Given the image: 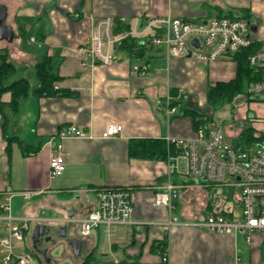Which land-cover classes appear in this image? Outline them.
I'll use <instances>...</instances> for the list:
<instances>
[{"label":"crops","instance_id":"0c3cea01","mask_svg":"<svg viewBox=\"0 0 264 264\" xmlns=\"http://www.w3.org/2000/svg\"><path fill=\"white\" fill-rule=\"evenodd\" d=\"M261 1L0 0L10 27L6 37L0 35V52L7 51L17 72L21 68L22 77L31 84L35 81L33 87L39 83L36 65L45 55L52 58L54 72L60 77L56 93L31 94L15 111L4 107L6 118L0 108V191L40 192L33 200L13 199L16 215L45 219L30 221L23 238L25 247L40 259L39 264L44 263L33 241L38 224H45L55 235L64 229L68 240L76 238L80 247L68 251L81 255L83 260L101 253L96 264H260V234H252V241L247 243L249 250L245 251L237 232L166 225L171 217L176 221L201 220L217 207L226 212L225 199L213 195L210 188L182 189L172 211L155 203L156 192L166 183L167 171L166 158L158 152L160 142H166L168 136L190 137L196 131L190 116H179L178 92L186 87L198 92L212 82L231 78L236 69L232 56L210 62H199L190 54L168 57L161 43L146 45L139 59L117 48L112 63L84 66L76 49L91 41L98 17L113 16L124 23L159 15L193 21L226 14H247L250 18L246 12L258 8ZM251 32L255 40L264 41V25ZM135 64L148 65L147 75L134 70ZM26 69L33 80L26 76ZM168 95L173 96L171 106L176 108L171 114L167 112ZM191 98L186 103H191ZM2 100L9 102L11 94H4ZM111 123L122 124V132L102 138ZM67 124L87 130L89 137L64 140L66 169L52 177L53 146L49 139ZM102 186L133 188L134 222L119 227L110 238L104 227L84 235L78 222L68 220L86 216L96 205V189ZM179 201L184 207L179 208ZM175 211L177 216L173 215ZM100 239L104 241L98 243ZM165 249L168 262L162 260ZM68 251L64 250L65 254ZM244 254L249 261H244Z\"/></svg>","mask_w":264,"mask_h":264},{"label":"built area","instance_id":"2783aa9c","mask_svg":"<svg viewBox=\"0 0 264 264\" xmlns=\"http://www.w3.org/2000/svg\"><path fill=\"white\" fill-rule=\"evenodd\" d=\"M250 23L240 16H218L206 21H193L159 15L136 17L128 23L127 29L116 32L115 17H98L94 21L91 41L80 45L76 49V56L84 66L110 64L115 59L118 46L134 38L144 46L163 43L168 57L190 54L199 61L210 62L232 56L252 45L255 38ZM194 39L198 46L192 44ZM249 63L261 73L260 79L252 83L248 91L253 100L264 102V44L250 54ZM134 70L143 76L147 75L148 65L135 64ZM178 93L181 97L184 91L181 89ZM172 100L173 96L168 95V114L176 110L171 106ZM250 118L264 124V120L260 121L263 118L261 115L252 114ZM253 129L255 139L249 143L242 139L227 142L225 128L212 122L200 123L195 135L190 137H166V183L163 190L156 192L157 205L164 204L170 211L174 210L182 189L193 186L233 189L235 200L232 204L236 205L234 210L227 209L226 212L217 207L201 220L176 221L171 217L166 222L169 228L192 225L215 233L242 232L249 243L253 233L264 234V129ZM122 130V124L111 123L101 137H116ZM86 137H89L87 130L67 124L49 139L53 146L50 155L52 177L61 175L66 169L64 140ZM174 176H178L179 180H174ZM132 192L131 186L99 187L96 189L95 207L86 216L68 220L78 222L84 235H89L95 228L104 227L110 238L119 227L134 222ZM39 193L29 189L0 191V264H39L35 261L36 254L25 247L23 238L30 221L45 219L16 215L13 207L15 197L33 200ZM162 260L169 261L166 249Z\"/></svg>","mask_w":264,"mask_h":264},{"label":"trees","instance_id":"16d2710c","mask_svg":"<svg viewBox=\"0 0 264 264\" xmlns=\"http://www.w3.org/2000/svg\"><path fill=\"white\" fill-rule=\"evenodd\" d=\"M223 16L233 17L235 15L226 14L221 15L220 17ZM240 17L250 20L247 14ZM127 28L128 23L116 19V32H120ZM263 44V41L255 40L249 47L242 48L238 52L232 54V59L236 62L235 74L230 79L217 80L208 85V90L206 92L207 104L216 105L218 103H230L234 105L235 98L244 95L248 87L260 79L261 70L257 71L250 65L249 56L257 49L261 48ZM118 48L122 51L128 52L131 58L135 59L142 58L146 49L144 45L138 43L134 38L123 41ZM16 74L17 67L9 59L7 51L0 52V108L3 118L7 117L4 107H8L12 111H15L18 109L21 100L31 94L43 96L52 95L57 92L55 87L56 82L59 81L60 77L54 72L53 60L48 55H45V57L36 65V74L39 82L36 87L32 86L28 78L21 77L13 79ZM6 93L11 94V100L7 103L2 100L3 95ZM185 114L192 118L195 127L200 123L208 121L207 119H201L200 113L193 108H187ZM240 138L246 140L247 143L251 142L255 139L254 129L251 127H245L240 133ZM151 151L154 152L155 149L152 148ZM158 152L162 158H166V142H160ZM164 247L165 244L162 245V248Z\"/></svg>","mask_w":264,"mask_h":264},{"label":"rangeland","instance_id":"374dc122","mask_svg":"<svg viewBox=\"0 0 264 264\" xmlns=\"http://www.w3.org/2000/svg\"><path fill=\"white\" fill-rule=\"evenodd\" d=\"M256 9H251V11L246 12L250 15V28L252 31H258L262 25H264V0L257 3ZM239 14H244L243 11H240ZM29 40V36L27 37ZM26 40V39H25ZM34 45L33 43H31ZM36 45V44H35ZM6 51L2 50L1 52ZM199 61V60H198ZM200 62V61H199ZM17 66H20L17 64ZM23 69L20 68V71L17 72L15 77L13 79H16L18 77H22L23 74ZM26 76H28L30 79H32L31 74L28 72L26 69ZM234 76V75H233ZM232 76V77H233ZM230 79V78H229ZM33 80V79H32ZM35 81H32V84H34ZM208 90V87L206 86L202 90L198 92L194 91H189V88H184V93L181 97H179V116H183L185 114V110L187 107H194L197 109V111L200 113V118L201 119H207V122H212L214 124L221 125L225 128L227 132V142H234L236 140H241L240 138V133L245 127H251L255 128L257 131H260L261 129H264V124L257 121L254 122L251 120L252 114L255 115H261V117L264 118V102H261L257 99L253 100L252 95L249 93L248 89L244 95H241L239 97H236L234 100V105L230 103H218L216 105H210L206 103V92ZM251 95V96H250ZM189 97L191 98V103L187 102L189 100ZM205 99V100H204ZM263 118H260L261 120H264ZM239 134V135H238ZM179 179L178 176H174V180ZM209 189V188H208ZM211 193L214 195H218L219 198L222 197L225 199V208L226 209H235L236 205H233L232 202L235 200L232 196L233 194V189L230 188H219V187H212L210 188ZM180 202V201H179ZM184 207L183 204L180 202L179 208ZM237 213V210L235 211ZM174 216H177L178 214L176 211L173 214ZM80 232V231H79ZM238 233V239H239V244H243V248L245 251H248V244L246 240H243L242 237H244L243 233L237 232ZM254 234H260L262 238V247L260 249L262 252V259L260 260V264H264V234L262 233H254ZM255 238V235H253ZM29 245V237H27L26 240ZM99 241L98 243L103 242V239L97 240ZM60 243H56L52 245L51 247V252H52V258L55 264H96L97 260H99L102 257V254L99 252H96L95 257L91 259V256L88 255V259L83 260V257H80L78 255H74L72 252L68 251L70 248L67 245V242L62 243V245H59ZM66 252V249L69 254H65L64 250ZM244 261H249L248 255H243ZM35 261L37 263H41L40 259H38V256L35 257ZM42 261L44 264L46 262L42 258ZM85 262V263H83Z\"/></svg>","mask_w":264,"mask_h":264},{"label":"flooded vegetation","instance_id":"af4514ba","mask_svg":"<svg viewBox=\"0 0 264 264\" xmlns=\"http://www.w3.org/2000/svg\"><path fill=\"white\" fill-rule=\"evenodd\" d=\"M67 238L68 237L66 236L64 229H61L57 235H55L51 230L46 231L44 234H41L37 242L34 243V250L41 257V259H44L46 263L55 264L51 253L52 245L56 243H60L59 245H62V243L66 241L67 245L72 247V249L75 251H77V249L80 247L76 238H72L70 240Z\"/></svg>","mask_w":264,"mask_h":264},{"label":"water","instance_id":"95a60500","mask_svg":"<svg viewBox=\"0 0 264 264\" xmlns=\"http://www.w3.org/2000/svg\"><path fill=\"white\" fill-rule=\"evenodd\" d=\"M10 27L6 24V16L5 11L0 7V35L1 36H7V32H9ZM192 44L198 46L197 41L194 39L192 40ZM50 228H47L45 224H38L35 228V232L33 235V241L34 243L37 242L41 234H44L46 231H49ZM74 242V241H73Z\"/></svg>","mask_w":264,"mask_h":264}]
</instances>
